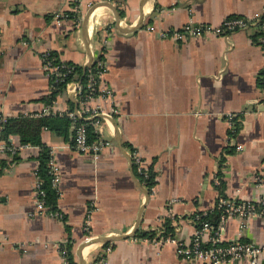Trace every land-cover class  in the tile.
I'll return each mask as SVG.
<instances>
[{"label": "crops", "instance_id": "1", "mask_svg": "<svg viewBox=\"0 0 264 264\" xmlns=\"http://www.w3.org/2000/svg\"><path fill=\"white\" fill-rule=\"evenodd\" d=\"M70 1L0 0V113L42 108L44 50L83 69L102 55L101 85L112 90L118 109L101 127L111 144L93 158L75 150L70 125L66 137L41 131L59 169L62 219L33 211L40 147L19 148L11 163L0 152L9 162L0 166V264H67L63 245H70L75 264H187L163 236L164 225L187 241L190 216L215 206L213 176L226 197L264 198V187L253 182L256 172L264 174V51L253 26L187 40L169 35L187 22L264 19V0H83L78 18ZM57 13L67 18L56 22ZM68 97L58 96V104L67 106ZM227 114L235 119L233 131ZM10 142L20 145L16 135ZM132 151L153 172L150 193ZM173 197L182 201L168 204ZM161 228V238L151 241ZM239 230L235 218L227 219L221 240ZM94 237L120 238L83 243ZM241 238L264 247V217L248 218Z\"/></svg>", "mask_w": 264, "mask_h": 264}, {"label": "built area", "instance_id": "2", "mask_svg": "<svg viewBox=\"0 0 264 264\" xmlns=\"http://www.w3.org/2000/svg\"><path fill=\"white\" fill-rule=\"evenodd\" d=\"M83 0H71L72 17L78 18L82 14ZM91 4V3H90ZM67 15L63 13H57L54 15V20L59 22L66 19ZM249 26H253L257 29L261 35L259 36V44L264 51V19L259 15L254 14L249 18L240 16H233L224 19L220 25L212 24H194L187 22L182 27L173 31L169 36L177 40H187L191 38L200 37L206 34L225 35L235 30L246 29ZM164 36L166 33H159ZM40 57L43 62V66L48 76V93L54 88V84L65 77L70 75V78L65 82L60 95L66 94L68 99L75 103L74 108L70 109L67 106H61L58 104L56 97L48 103H44L42 108L35 113L25 114L31 117H39L48 114H57L67 116L70 119V128L72 129V145L78 152L87 153L92 155L93 158H97L101 150L109 146L111 142L101 137V127L103 121H107L118 112L116 101L112 90L101 85V79L103 78L106 68L103 60L94 58L93 61L87 65V80L85 94L83 92V84L76 78L73 73V66L59 60L51 55V51L44 50L40 53ZM59 60V61H58ZM261 90L264 93V77L261 81ZM59 95V96H60ZM67 99V100H68ZM106 101L107 106L103 107L100 102ZM6 116L0 113V123L4 121ZM233 115L227 114V121L229 129L233 131L234 121ZM91 126L96 132V138L92 141L89 140L87 134V128ZM231 131V132H232ZM231 137V136H229ZM26 145H15L12 142L0 145V152L16 154L18 149L25 147ZM237 148H241L240 145ZM50 160L48 162L49 171L52 174L51 183L55 187L58 197L59 189L58 184L60 181V174L58 166L54 159V149L49 148ZM131 160L136 173L139 175L142 183L147 188V181L152 179L151 171L142 160L137 151H132ZM36 185L33 188L34 195V212L39 214H47L55 219H62L63 215L57 209L51 210L44 203V191L40 187V180L38 179L36 172ZM151 175V176H150ZM154 180V179H153ZM211 182L214 186L220 184L219 179L213 176ZM254 185L256 187H264V174L262 172H256L253 178ZM150 192L153 185L149 186ZM148 190V188H147ZM148 192V193H150ZM180 197H173L168 200V204L172 205L181 202ZM216 209L220 213V218L216 227H214L206 218L209 211H203L194 213L190 216V220L194 224V231L191 237L187 241H179L174 238L173 235H167L166 240L175 243L177 255L183 259L187 264H261L264 259V247L254 245L241 238L242 231L246 227L247 219L252 216L264 217V198L257 200L250 199H237L235 195L231 197H222L217 195L215 202ZM33 212V213H34ZM229 218H235L239 224V233L236 237L227 241L221 240V232L224 230V223ZM84 230H88V226H84ZM176 230V228H174ZM157 237L151 238V241H157L161 238L163 229H156ZM23 243H18V246H22ZM110 247L106 248L109 251ZM60 253L66 260L65 246L60 247Z\"/></svg>", "mask_w": 264, "mask_h": 264}, {"label": "trees", "instance_id": "3", "mask_svg": "<svg viewBox=\"0 0 264 264\" xmlns=\"http://www.w3.org/2000/svg\"><path fill=\"white\" fill-rule=\"evenodd\" d=\"M51 55L58 58L54 52H51ZM99 57L103 59L102 55H100ZM67 63L73 66V73H75L76 78L83 84V92L81 95L85 94L84 91L86 90L85 84L87 80L88 67L83 69L82 67L73 63ZM69 78L70 75L65 77L63 80L56 82L54 84V88L48 95L43 98V101L45 103H48L52 99L58 97L62 91L65 82ZM67 103L70 109L74 108L75 103H73L70 99L67 100ZM69 125L70 119L67 116L57 114H48L39 117H31L24 114H20L17 116L6 117L5 120L0 123V140L6 141V143L8 144L9 136L16 135L21 145H33L40 147V152L38 154V166L35 172L38 179L40 180V187L44 191V203L51 210H54L57 207L58 194L55 187H53L51 183L52 174L50 173L48 166V162L50 160L49 148L43 144L40 134L43 129H46L52 133L66 137L70 132ZM87 134L90 141L96 138V132L91 126L87 128ZM6 155L7 159H10V163L18 160L16 154L7 153ZM8 164L9 162L6 161V159H0V166L3 167ZM151 175H153L152 171ZM154 183L155 181L153 179L147 181L148 192H150L149 186L154 185ZM220 184L215 186V188L217 189L219 196L225 197L223 191L220 188ZM220 213L221 212L216 209V207H214L211 211L208 212L206 216V218L214 227H216L218 224ZM164 227L165 228L163 236L165 237L167 235H171L172 228L169 227L167 222L165 223ZM146 234L147 233H140L139 236H146ZM107 244L108 242L104 243V245ZM65 249L67 264H75L70 245H67Z\"/></svg>", "mask_w": 264, "mask_h": 264}, {"label": "water", "instance_id": "4", "mask_svg": "<svg viewBox=\"0 0 264 264\" xmlns=\"http://www.w3.org/2000/svg\"><path fill=\"white\" fill-rule=\"evenodd\" d=\"M148 197V194L146 193V199ZM120 237H101V238H97V237H94V238H89V239H86L85 241H83V243L87 244L89 242H92V241H98V240H105V241H110V240H116ZM82 243V244H83ZM261 264H264V259L262 260Z\"/></svg>", "mask_w": 264, "mask_h": 264}]
</instances>
